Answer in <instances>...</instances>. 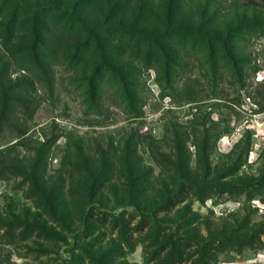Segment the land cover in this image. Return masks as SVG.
<instances>
[{
	"label": "rangeland",
	"instance_id": "obj_1",
	"mask_svg": "<svg viewBox=\"0 0 264 264\" xmlns=\"http://www.w3.org/2000/svg\"><path fill=\"white\" fill-rule=\"evenodd\" d=\"M16 5L0 264H264V0Z\"/></svg>",
	"mask_w": 264,
	"mask_h": 264
},
{
	"label": "trees",
	"instance_id": "obj_2",
	"mask_svg": "<svg viewBox=\"0 0 264 264\" xmlns=\"http://www.w3.org/2000/svg\"><path fill=\"white\" fill-rule=\"evenodd\" d=\"M2 1H4V2H9V0H2ZM16 2H17V5L16 6H14L13 7V12H11V13H13L14 15H13V17H14V22H16L17 21V18H18V14H19V11L20 10H22V8H23V6H22V8H21V5H20V0H15ZM22 1V0H21ZM22 3V2H21ZM85 26V25H84ZM37 29V28H36ZM34 30V32L35 31H37V30ZM80 30H81V32L83 31L84 32V34L86 33H88V31L87 30H85V27H83L82 26V24H81V26H80ZM36 33V32H35ZM37 35V34H36ZM213 38V40L214 39H216V37H212ZM80 46H82V45H80ZM211 47V46H210ZM39 53H40V51L38 50V48L36 47V45L33 47V49H32V54L34 55V57L36 58V59H38L39 58ZM229 53V52H228ZM227 53V54H228ZM99 74H100V70L98 69V71H96V73L94 74V76H95V78H94V76L93 77H91V84L89 85V90H90V96H91V98L93 97L94 98V95H97V87H96V85H95V82H96V80L99 78ZM126 91H128V90H126ZM164 96V95H163ZM95 104H96V102H93V105L95 106Z\"/></svg>",
	"mask_w": 264,
	"mask_h": 264
}]
</instances>
